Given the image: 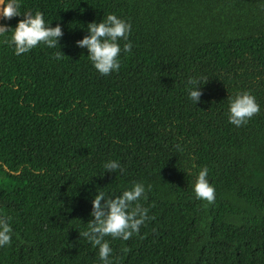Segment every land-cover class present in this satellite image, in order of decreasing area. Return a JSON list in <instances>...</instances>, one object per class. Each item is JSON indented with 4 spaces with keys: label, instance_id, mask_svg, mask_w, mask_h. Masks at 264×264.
<instances>
[{
    "label": "trees",
    "instance_id": "obj_1",
    "mask_svg": "<svg viewBox=\"0 0 264 264\" xmlns=\"http://www.w3.org/2000/svg\"><path fill=\"white\" fill-rule=\"evenodd\" d=\"M20 10L41 11L63 36L21 55L0 36V215L13 228L0 264H100L79 236L91 198L134 182L151 185L140 201L150 219L127 241L105 237L115 264H264V0H20ZM108 13L131 23L132 48L101 75L75 41ZM193 75L207 77L196 105ZM243 90L260 111L235 127L227 97ZM110 159L125 171L105 172ZM203 166L212 203L192 191Z\"/></svg>",
    "mask_w": 264,
    "mask_h": 264
},
{
    "label": "clouds",
    "instance_id": "obj_2",
    "mask_svg": "<svg viewBox=\"0 0 264 264\" xmlns=\"http://www.w3.org/2000/svg\"><path fill=\"white\" fill-rule=\"evenodd\" d=\"M0 5L3 6L0 17L4 20L23 16L14 28L0 23V36L11 33L6 42L14 48L15 55L27 53L37 45L48 48H56L59 45V40L63 36L59 23L54 27L50 26L51 23L45 20L44 14L39 10L34 13L28 10L21 12L20 0H0ZM130 31V22L115 13H108L99 22L95 20L89 22L86 27L87 34L75 41V44L87 50V58L99 74L108 75L120 69L121 53L131 51ZM53 55L56 60L62 58L60 50ZM206 80L207 77L193 75L184 82L187 96L195 105L202 95L201 84ZM227 100V120L235 127L247 124L248 120L260 111L256 97L248 90L237 91L234 95L228 96ZM102 166L105 172L109 173L125 171L119 160H106ZM208 171L206 166L199 168L195 173L192 191L196 199L212 203L215 199V188L207 178ZM98 189L103 188H97L91 198L90 219L86 223V230L80 232L79 236H83L97 249L100 264H115L113 248L105 237L127 241L139 232L141 225L150 219L148 208L143 207L140 201L146 198V191L151 190V185H147L146 188L144 183L134 182L130 188L117 196H111ZM9 221V216L0 215V248L10 244L13 236V228Z\"/></svg>",
    "mask_w": 264,
    "mask_h": 264
},
{
    "label": "water",
    "instance_id": "obj_3",
    "mask_svg": "<svg viewBox=\"0 0 264 264\" xmlns=\"http://www.w3.org/2000/svg\"><path fill=\"white\" fill-rule=\"evenodd\" d=\"M2 5H0V10H2ZM2 20H3V18L2 17H0V23H2Z\"/></svg>",
    "mask_w": 264,
    "mask_h": 264
}]
</instances>
